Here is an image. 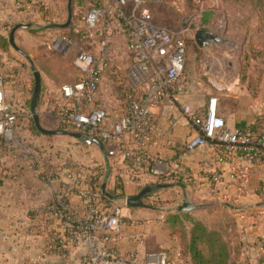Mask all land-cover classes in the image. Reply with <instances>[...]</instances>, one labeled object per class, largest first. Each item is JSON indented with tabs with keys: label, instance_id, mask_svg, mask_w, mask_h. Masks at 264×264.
<instances>
[{
	"label": "crops",
	"instance_id": "0c3cea01",
	"mask_svg": "<svg viewBox=\"0 0 264 264\" xmlns=\"http://www.w3.org/2000/svg\"><path fill=\"white\" fill-rule=\"evenodd\" d=\"M29 1L0 0V36H7V30L19 22L27 21V18L49 20L56 17V13L60 17L64 3L68 6V0ZM100 1L74 0L73 25L82 28L83 22L81 25L75 23V15L84 17L89 6ZM205 28L210 29L208 26ZM182 30L188 42L192 37V41L197 42L196 33L191 34L187 27ZM20 32L16 33L17 37L22 34ZM112 42L114 60L103 77L97 97L103 104L108 102L104 99L107 98L106 92L102 90L105 85H109L117 95L126 96L120 83L127 82L132 59L126 48L123 30L112 38ZM121 44L125 48H119ZM218 44L203 48L198 44L201 50L217 60L211 72L206 64L208 73H211L210 86L194 80L196 64L190 53L184 76L174 88L175 104L164 102L156 110V132L148 141L146 152L149 160L155 163L154 166L163 171L161 174H151L146 168L139 170V174L131 171L120 155H108L106 145L102 151L95 144L103 154V163L93 168L85 167L82 161H57L52 157L54 148L49 145L38 148L39 151L32 146L27 149L29 154H13L16 159L12 162L6 161L5 154L0 155V173L3 177L0 184V250L4 251L2 264H88L87 255L94 248L101 247L115 250L126 259L113 264H130L133 259L145 260L150 253L161 250L168 252L169 264H190L182 253L183 235H188L190 229L186 214L220 227L229 221H225L226 217L236 221L239 237L245 245L244 254H248V250L252 251V254L242 257V262L252 264V259L258 255L262 245L257 236L264 232V207H252L254 203L264 201V160L257 163L244 160L220 163L217 158L219 145L199 146L193 151L186 148V141L195 129L191 117L183 111L182 106L185 104L191 105L200 114L206 110L211 98H217V114L225 119L227 128L233 131L252 127L264 112V81L259 82L257 90L253 91L249 82L241 76L242 58L230 61L229 66H223L214 51ZM229 47L232 48L231 45ZM39 70L42 74L41 118L52 115L56 121L57 105L63 101L61 86L66 82L55 78L49 69ZM18 82V75L12 74L9 81L7 79L6 94L10 101L23 106L31 82L27 79L26 87H21ZM53 136L64 135H49ZM48 142L52 143L51 140ZM71 142L74 144V141ZM87 146L93 145L85 144L83 147ZM100 168L107 170L108 176L100 181L101 186L97 182L91 184L92 175H96ZM119 168L120 175L126 179L122 182L117 177ZM215 170L218 171L216 176ZM173 172L176 178L170 177ZM104 181H107V191L117 195V199L103 193ZM163 181L176 183V186L147 195L144 199L148 205L146 207L122 206L126 195H135L146 185ZM100 191L109 201L102 200ZM84 192L87 196L83 195ZM184 200L198 207L191 211H179L178 207ZM90 202L110 212L121 207L120 231L83 228ZM106 234L110 237L107 241L103 237ZM7 255L10 257L5 258Z\"/></svg>",
	"mask_w": 264,
	"mask_h": 264
},
{
	"label": "built area",
	"instance_id": "2783aa9c",
	"mask_svg": "<svg viewBox=\"0 0 264 264\" xmlns=\"http://www.w3.org/2000/svg\"><path fill=\"white\" fill-rule=\"evenodd\" d=\"M161 1L102 0L90 5L84 14L82 28H76L85 40V45L73 60L82 76L76 82L61 86L63 101L57 105L56 112V121L62 129L100 139L106 145L108 155H120L128 168L137 174L144 168L154 175L163 172L149 160L146 147L156 132V110L164 102L175 104L174 88L186 66L188 37L185 31H173L157 24L154 19L149 4ZM122 30L132 59L127 82L120 83L126 92L125 104L120 110L111 112L97 97L103 77L114 60L112 38ZM52 47L66 53L72 47V39L60 35ZM6 84L7 75L0 68V139L11 142L15 140L21 115H26L27 111L21 104L7 98ZM182 108L191 117L195 129L186 141L187 150L219 145L217 158L220 163L230 160L257 163L264 160V114L252 127L233 131L217 114L215 97L200 114L189 104ZM217 174L215 170L214 175ZM2 178L0 173V184ZM83 195L87 196V193ZM121 213L119 206L110 212L90 202L83 228L120 231ZM103 237L106 241L110 238L109 234ZM117 260L126 259L107 247L94 248L86 257L88 264H113ZM130 264H169V254L161 250L150 253L145 260H130Z\"/></svg>",
	"mask_w": 264,
	"mask_h": 264
},
{
	"label": "rangeland",
	"instance_id": "374dc122",
	"mask_svg": "<svg viewBox=\"0 0 264 264\" xmlns=\"http://www.w3.org/2000/svg\"><path fill=\"white\" fill-rule=\"evenodd\" d=\"M64 4L63 14L60 17H57L58 13H56V17H52L49 19L50 21L33 17L27 18L25 22H32L35 25L64 23L68 18L67 4L66 2ZM149 6L155 21L173 31L178 32L187 27L192 34L196 33L198 29L208 26L212 32L219 34L223 43H219L214 51L217 53V58L221 59L223 66H229L230 61H239L245 50L246 54L259 53L258 56L264 51V0H163L161 2H151ZM82 22V15H75V23L81 25ZM76 28L77 25H73L72 23L67 28L50 26L20 29V33L22 34L18 37L16 34V43L30 55L36 67L44 70L49 69L50 74L53 73L55 78H59L66 83L76 82L81 78L82 74L74 66L73 60L85 43V40L82 39ZM11 30L12 28L7 30V37L10 36ZM60 35H65L72 39V47L66 53H60L52 47V44L58 40V36ZM192 38L194 39V37ZM192 38L188 42L186 62L188 55L191 53L192 57L195 58L192 60L196 64L194 80L204 83V86H210L209 75L211 73H208L206 64L209 66L211 72L212 68H215L214 66L217 64L215 61L217 60L213 56H209L208 52L201 50L198 43L192 41ZM230 45L232 48L229 47ZM119 48L123 49L125 47L121 44ZM230 52H232V55ZM0 68L7 75L8 81L12 74L18 75V84L21 87H26L27 79L31 82L23 105L27 114L20 117L15 130V140L6 142L0 139V155L2 153L5 154L6 161H14L16 158L13 157V154L18 156L23 153L29 154L30 152H27V149L32 146H35L37 149H43L49 145L54 148L52 157L59 162L82 161V165L88 168L98 167L103 163V154L96 148L95 144L91 147H83L85 143L77 141L75 138H68V136L49 137L39 131L35 125L31 111V100L35 86L31 62L11 44L6 49L0 42ZM102 90L106 92L107 98L104 99L108 101L105 104H107L109 109L118 111L123 108L126 96L117 95L116 91L114 92L109 85L103 86ZM53 118L52 115H49L47 118L43 117L44 120L40 117L44 127L62 129L63 127ZM35 135L36 137L31 138ZM49 140L52 143L48 142ZM71 141H74L75 145ZM77 145H80L78 146L79 148H77ZM42 157L43 159L45 158L44 155ZM118 170V180L121 182L126 180L124 176L120 175V168ZM121 204L122 206L126 205L124 200H122ZM233 204L237 205L239 202H233ZM262 211L264 212V210ZM228 220L230 219L226 217L225 221ZM218 224L220 225V223ZM257 237L260 243H262L264 232ZM250 241L253 242L254 238ZM248 251L246 255L252 254L251 250ZM8 253L10 252H6V254ZM3 254L4 251L0 250V264H2L1 262L4 259ZM246 255L244 254V256ZM7 257H10V255L5 256V258Z\"/></svg>",
	"mask_w": 264,
	"mask_h": 264
},
{
	"label": "trees",
	"instance_id": "16d2710c",
	"mask_svg": "<svg viewBox=\"0 0 264 264\" xmlns=\"http://www.w3.org/2000/svg\"><path fill=\"white\" fill-rule=\"evenodd\" d=\"M0 42L6 49L10 45L9 37L5 35L0 36ZM258 54H246L245 50L242 56L241 76L243 80L249 82L253 91L257 90L259 82L264 81V51L259 56ZM92 176L91 184L97 182L101 186L100 181L108 176V171L100 168L99 172ZM176 176L174 172L170 175L171 178H176ZM177 182L183 184L180 181ZM99 194L102 200L109 201L101 191ZM231 208L233 209V207ZM185 219L190 223V229L188 235H183L182 253L189 259L190 264H243L242 257H244L245 245L239 237L236 221L230 219L223 227H220L209 225L191 214H186ZM260 248L258 255L252 259V264H264V243Z\"/></svg>",
	"mask_w": 264,
	"mask_h": 264
},
{
	"label": "water",
	"instance_id": "95a60500",
	"mask_svg": "<svg viewBox=\"0 0 264 264\" xmlns=\"http://www.w3.org/2000/svg\"><path fill=\"white\" fill-rule=\"evenodd\" d=\"M74 0H68V18L64 23H51L48 25H41L37 24L35 25L32 22H19L17 23L11 30L10 36H9V41L10 44L20 53H22L30 62H31V69L34 75V80H35V86H34V91L32 95V100H31V111L33 114V119L35 122L36 127L39 129L44 134L48 135H64V136H69L76 138L79 141H82L83 143L87 145H93L96 144L102 151L105 150L104 143L96 138V137H91L88 136L82 132L78 131H71V130H66V129H50L46 128L42 125L41 123V112L39 110V106L41 103V94H42V74L41 71L39 70L38 67L35 66L33 63V60L31 59L30 55L22 49L17 43H16V33L20 29H32L34 27H50V26H57L61 28H67L72 24L73 21V16H74ZM195 38L200 45V47H206L210 44L214 43H221L222 38L219 34H216L212 32L208 28H200L197 30ZM176 186V183H167V182H158V183H151L146 185L139 193L135 195H126L124 197V201L126 205L128 206H133V207H146L148 206L145 202L144 199L147 195L150 193L159 190V189H167L170 187ZM102 191L104 194L107 196L111 197L112 199H117L118 196L115 194L110 193L107 191V181H104L102 185ZM198 206L193 204L189 200H184L181 205H179L178 210L179 211H191L193 209H196ZM252 207H264V201H259L256 202L252 205Z\"/></svg>",
	"mask_w": 264,
	"mask_h": 264
}]
</instances>
